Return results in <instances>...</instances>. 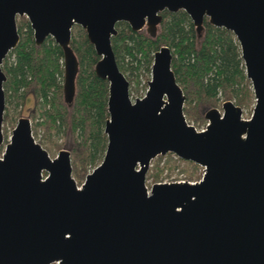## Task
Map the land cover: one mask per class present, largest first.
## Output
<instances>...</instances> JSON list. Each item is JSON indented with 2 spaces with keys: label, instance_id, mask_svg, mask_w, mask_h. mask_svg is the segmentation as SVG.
I'll return each instance as SVG.
<instances>
[{
  "label": "water",
  "instance_id": "95a60500",
  "mask_svg": "<svg viewBox=\"0 0 264 264\" xmlns=\"http://www.w3.org/2000/svg\"><path fill=\"white\" fill-rule=\"evenodd\" d=\"M165 9L187 11L199 36L206 17L236 34L256 97L250 117L228 99L206 111L205 129L191 123L168 45L154 52L145 94L132 97L112 44L117 23L156 34ZM19 15L37 44L53 36L63 48L69 101L73 27L86 29L101 55L95 71L109 80L108 144L79 185L71 151L52 156L19 117L0 155V264H264V0H0V146L3 61L20 41ZM168 152L204 166L202 178L149 186L152 159Z\"/></svg>",
  "mask_w": 264,
  "mask_h": 264
},
{
  "label": "trees",
  "instance_id": "16d2710c",
  "mask_svg": "<svg viewBox=\"0 0 264 264\" xmlns=\"http://www.w3.org/2000/svg\"><path fill=\"white\" fill-rule=\"evenodd\" d=\"M162 14L156 34L146 27L134 30L127 21L117 23L118 33L112 37V44L121 70L130 79L132 95L140 93L134 83L141 82L142 69L152 70L154 52L168 45L173 53L172 68L187 95L184 111L189 119L205 121L208 109L228 99L243 108L251 107L256 97L236 34L224 26L212 24L206 17L204 32L199 36L191 16L184 9H165ZM18 29L20 41L3 61L8 77L4 83V134H8L6 124L14 126L24 114L35 120L42 118L33 122L34 129L38 125L45 128L47 143L39 141L49 152L52 144H57L59 150L64 147L71 151L73 174L80 183L89 170L102 161L108 144L105 123L109 116V80L95 71L101 55L86 29L75 24L71 45L79 59V71L76 92L69 101L64 91L63 48L53 36L37 44L26 15L18 17ZM29 99L33 104L25 113L23 105ZM55 135L68 136L69 141L66 142V138L64 143H58ZM164 156L160 154L155 159L160 162ZM184 161L191 167L183 168L188 172L186 178L194 179L203 166L193 160ZM165 165L167 162L163 166L155 164L154 169L151 167L147 179L161 180Z\"/></svg>",
  "mask_w": 264,
  "mask_h": 264
},
{
  "label": "rangeland",
  "instance_id": "374dc122",
  "mask_svg": "<svg viewBox=\"0 0 264 264\" xmlns=\"http://www.w3.org/2000/svg\"><path fill=\"white\" fill-rule=\"evenodd\" d=\"M140 77H141L140 78L141 79V82L139 84L134 83L135 86L138 85L139 92L140 93L139 94H133V95L131 93V95H132L133 98H135L137 96H142V95L145 94V92H146V90L148 88V86H147L148 85V80L151 79V77H152V70L151 71H148V70H143L142 69V73H141ZM146 83H147V85H146ZM222 103L223 102H221V104L218 107H221L222 106ZM255 103H256V99H255ZM255 103L252 104V106L249 107V108H244V114H243L244 117H250L251 116V114L253 112V108H254ZM32 104L33 103L31 101V99H29L27 101V103H25L23 105V108H24L25 113H28L30 111L29 109L32 106ZM24 115L25 116H28L27 114H24ZM37 119H42V118L37 117ZM36 120L33 119V118H31L32 127H33V122L36 121ZM188 120L191 123L195 124L198 128H202V127L206 126L207 123L209 122L207 118L203 122L202 121L201 122H196V121H194L192 119H189V118H188ZM6 126L8 128V134H5L4 142L0 146V155L5 150L6 143L9 141L10 135L12 133V129L14 127V126H11V125H8V124H6ZM33 132H34V135L36 136V138H37L38 141L40 140V141H43L44 143H47V138H46V135H45V128L43 126L38 125L37 128H35V129L33 127ZM54 137L56 138L55 140L58 143H64V141L66 140V138L68 139L66 142L69 141V137L68 136L67 137H64L62 135H59V136L55 135ZM65 145H66L65 147H67V144L66 143H65ZM58 151H59L58 145L57 144H52V148H51V152H50L51 155L52 156H55L58 153ZM168 153L163 154L165 156L163 158H160L161 159L160 162H158V160L155 159L156 157L153 158L152 161H151V166H150L149 170L151 169V167L154 169V165L157 164V163L160 164V166H163V163L165 164L167 162L168 165H165L164 172L162 173L161 180H159V181H173V179L174 180H177V179H181V178L187 179L186 176H187V173L188 172L186 170H184V169L185 168H190L191 169V167L186 163V161H184V159H182V160L179 159L180 156H178L176 153H174V152H168ZM166 155L168 156V159L167 160H166V158H167ZM92 170H93V168H91L89 170V172L92 171ZM201 172H202V168H199L198 173H196L194 175L195 176L194 179H189V180H193L194 181V180L200 179L204 175V174H201ZM198 176H201V177H198ZM85 178H86V176H85ZM85 178L80 183H78V184L81 185V183L85 180ZM147 183H148L149 186H151L154 183L153 182V179H150V180L147 179ZM54 264H57V262H54Z\"/></svg>",
  "mask_w": 264,
  "mask_h": 264
},
{
  "label": "built area",
  "instance_id": "2783aa9c",
  "mask_svg": "<svg viewBox=\"0 0 264 264\" xmlns=\"http://www.w3.org/2000/svg\"><path fill=\"white\" fill-rule=\"evenodd\" d=\"M208 124V123H207ZM207 126V125H206ZM206 126H204V127H202V128H198L197 126V128L199 129V130H203V129H205L206 128ZM33 134H34V132H33ZM35 136V135H34ZM35 138H36V136H35ZM36 140H37V138H36ZM205 173V167L203 166L202 167V172H201V174H204ZM47 176V174L46 173H44L43 174V177L45 178ZM202 178V177H201ZM200 178V179H201ZM200 179H198V180H200ZM174 180V179H173ZM177 180H186L185 178H181V179H177ZM191 181H193V180H191ZM194 181H197V180H194Z\"/></svg>",
  "mask_w": 264,
  "mask_h": 264
},
{
  "label": "bare ground",
  "instance_id": "6f19581e",
  "mask_svg": "<svg viewBox=\"0 0 264 264\" xmlns=\"http://www.w3.org/2000/svg\"><path fill=\"white\" fill-rule=\"evenodd\" d=\"M51 264H54V263H51Z\"/></svg>",
  "mask_w": 264,
  "mask_h": 264
}]
</instances>
